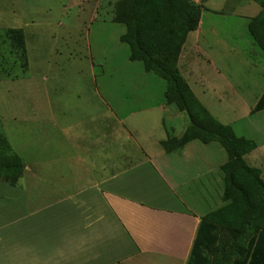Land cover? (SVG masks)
I'll list each match as a JSON object with an SVG mask.
<instances>
[{"label": "crops", "instance_id": "0c3cea01", "mask_svg": "<svg viewBox=\"0 0 264 264\" xmlns=\"http://www.w3.org/2000/svg\"><path fill=\"white\" fill-rule=\"evenodd\" d=\"M200 3L199 26L188 34L178 66L198 98L211 104L206 73L213 57L207 59L205 47L211 34L216 43L224 38L204 10L223 12L226 6L250 22L261 5L255 0ZM29 7L25 0H0V33L23 29L29 62L24 74L0 76V87L9 92L2 125L25 165L17 185L0 181V264H187L202 218L211 211L206 204L222 200V149L192 141L166 151L161 141L169 134L160 112L176 120L183 116L184 122L185 117L174 115L164 99L147 109L125 108L122 102L121 115L96 82L80 91L75 79L55 80L57 57L64 47L72 49L70 38L60 43L62 35L48 21L45 34L50 31L57 41L50 49L48 43L37 45L26 29L32 23ZM227 46L232 57L241 49ZM243 51L248 67L259 65L251 46ZM94 66L93 61L91 70ZM208 109L229 124L221 111Z\"/></svg>", "mask_w": 264, "mask_h": 264}, {"label": "trees", "instance_id": "16d2710c", "mask_svg": "<svg viewBox=\"0 0 264 264\" xmlns=\"http://www.w3.org/2000/svg\"><path fill=\"white\" fill-rule=\"evenodd\" d=\"M248 30L264 51V0ZM203 5L192 0H117L112 20L124 24L120 36L129 45L130 59L141 61L147 72L167 82L164 100L187 112L189 125L181 136L161 141L168 152L192 141L218 142L228 159L221 165L224 205L209 211L200 223L187 264H264V176L246 155L258 147L256 140L238 135L231 124L215 117L183 76L178 61L188 34L199 26ZM9 46L0 76L28 69L26 37L21 28L4 31ZM5 71V72H3ZM264 110V94L252 112ZM5 135V133H4ZM0 135V181L17 185L24 162L6 135Z\"/></svg>", "mask_w": 264, "mask_h": 264}, {"label": "rangeland", "instance_id": "374dc122", "mask_svg": "<svg viewBox=\"0 0 264 264\" xmlns=\"http://www.w3.org/2000/svg\"><path fill=\"white\" fill-rule=\"evenodd\" d=\"M76 1L25 0V3L30 5L25 11L32 21L26 29L28 33L34 35L37 45L40 41L41 47L47 46L48 43L50 49L51 43L57 41L55 37L50 36V31L49 35L45 34L49 25L62 35L60 43H64V39L70 38L69 43H71L72 49L64 47L62 56L57 57L58 76L53 78L63 81L64 79H75L81 83L80 91L81 89L82 91L90 90L93 83L96 82L94 87H98L110 99L112 107L118 109L121 115L122 102H124L125 108L143 106L144 109H147L146 105L151 102L163 100L167 82L155 73L147 72L141 61L130 60L129 45L120 40L126 27L124 24L112 20L117 0H82V6L79 7L76 6ZM195 3L200 5V0ZM223 8H225L223 12L214 9L204 10L206 18L216 22L218 28L216 32H220V38H224L219 39L216 43L211 34L208 41L209 49L205 47L207 59L211 60L209 55L213 57L210 69L206 73L209 77L206 82L209 85L206 98L207 102L210 101L211 104H205L215 113L216 110L221 111L223 119L232 125L238 135L257 141L258 148L248 153L246 159L251 165L260 167L264 176V110L250 114L251 108L255 104V98L260 96L264 90L262 83L264 51L255 45V42L253 45V38L248 30V18L231 11L228 12L226 6ZM93 16H95L94 19ZM48 21H50L49 25ZM57 27L58 29H56ZM4 41H6L5 36L0 33V63L2 61L6 63V56L9 52L8 42ZM227 44L236 45L238 49H241L238 50V53H232L237 54L232 57ZM250 46L260 67L253 64V68L248 67L247 58L249 56L245 54L243 48ZM93 61L95 66L91 70L90 65ZM215 65L222 69V74L215 70ZM1 70L3 69L1 68ZM13 73H20V70L17 68ZM194 73H197V68L194 69ZM3 82L7 83L4 80ZM196 82L198 84L199 80L196 79ZM222 83L231 84L233 88L222 86ZM75 91L76 88L73 91L74 95ZM8 95L6 87H0V135L5 133L1 119L7 115L6 98ZM202 100L205 102L204 99ZM168 107H172L174 115H184L185 117L184 122L183 116L176 120L168 115L169 112H160V115L166 116L164 123L169 134L168 137L177 136L186 128L188 114L175 104ZM147 111L150 114L159 115L156 109ZM160 125L158 134L162 135ZM194 144L202 145L199 141ZM211 145L222 149L221 155L224 161L228 159L227 153L220 143L212 142ZM221 186H223V181H221ZM224 204L223 200L217 199L208 202L205 207L212 210Z\"/></svg>", "mask_w": 264, "mask_h": 264}, {"label": "built area", "instance_id": "2783aa9c", "mask_svg": "<svg viewBox=\"0 0 264 264\" xmlns=\"http://www.w3.org/2000/svg\"><path fill=\"white\" fill-rule=\"evenodd\" d=\"M193 1H195V2H196L197 0H193Z\"/></svg>", "mask_w": 264, "mask_h": 264}]
</instances>
